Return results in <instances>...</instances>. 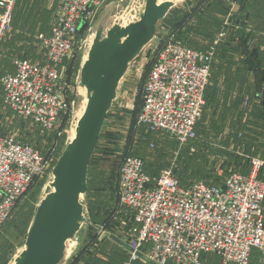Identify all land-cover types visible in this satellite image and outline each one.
<instances>
[{"label": "built area", "instance_id": "2783aa9c", "mask_svg": "<svg viewBox=\"0 0 264 264\" xmlns=\"http://www.w3.org/2000/svg\"><path fill=\"white\" fill-rule=\"evenodd\" d=\"M16 1L0 0V44L11 30ZM110 1L58 0L49 33L36 36L43 62L15 58L13 71L0 78L3 102L15 116L46 130L59 128L65 117L76 124L82 112L69 99L68 63L80 57L79 31L91 27ZM212 61V49H191L176 31L168 33L143 86L138 124L169 134L179 145L195 140ZM48 164L32 146L0 137V230ZM263 166L251 158L247 175H222L221 186H183L170 170L152 179L139 158H123L118 203L131 260L139 253L154 264H199L201 255L210 254L221 264H252L253 250L264 255V180L258 178Z\"/></svg>", "mask_w": 264, "mask_h": 264}, {"label": "rangeland", "instance_id": "374dc122", "mask_svg": "<svg viewBox=\"0 0 264 264\" xmlns=\"http://www.w3.org/2000/svg\"><path fill=\"white\" fill-rule=\"evenodd\" d=\"M55 1H16L11 30L0 44V77L10 70L15 58L43 62V51L36 36L47 32ZM251 1L253 4H248L249 9L245 11L235 0H225L224 3L210 0L206 7L211 6L213 10L204 7L201 13L207 18L213 15L210 26L201 35L191 33L193 47H200L199 50L204 48L203 51L213 50L214 68L210 71L206 104L197 126V139L186 145L164 146L158 140L173 137L165 132H155L157 135L163 133L161 136L152 135L153 132L146 127L140 128L135 117L143 78L156 49L170 33L174 19L179 17H174L175 8L157 23L153 40L122 79L102 128L89 166L87 191L81 196L87 223L69 243V246L79 244L78 251L83 243L84 246L66 264H146L141 260H131L129 252L110 241L108 236L122 240L127 238V228L122 226V217L119 218L121 211L124 215L125 211L118 208L114 201L116 166L125 153L140 156L151 173L158 175L170 170L189 184L199 180L214 183L224 173L233 169L241 171L251 158H258L264 163V112L261 100L264 91V0ZM195 2L186 13L195 9L198 1ZM97 18L85 33L78 35L80 65L91 44ZM75 87L73 83L71 98L75 112L80 113L85 105V91ZM74 127V122L67 121L64 128L46 130L18 118L5 106L0 84V136H12L26 142L49 160L46 171L30 195L20 202L0 230V264H11L21 252L34 211L51 181L52 167L63 145L74 136ZM53 135L60 139L57 144ZM201 153L207 159L201 158ZM252 254L255 261L264 264V255L257 254V250H253ZM199 264L221 262L213 256H205Z\"/></svg>", "mask_w": 264, "mask_h": 264}, {"label": "water", "instance_id": "95a60500", "mask_svg": "<svg viewBox=\"0 0 264 264\" xmlns=\"http://www.w3.org/2000/svg\"><path fill=\"white\" fill-rule=\"evenodd\" d=\"M176 1L115 0L102 10L76 76V87L85 91L83 111L74 136L52 167L51 181L34 211L22 250L11 264H66L77 253L79 244L69 243L87 223L81 196L87 191L90 161L117 89ZM261 100L264 110V91ZM110 239L132 252L123 241ZM136 256L154 264L142 254Z\"/></svg>", "mask_w": 264, "mask_h": 264}, {"label": "trees", "instance_id": "16d2710c", "mask_svg": "<svg viewBox=\"0 0 264 264\" xmlns=\"http://www.w3.org/2000/svg\"><path fill=\"white\" fill-rule=\"evenodd\" d=\"M114 1V0H113ZM210 0H208V1H206V0H199L198 1V5H197V7H200V6H202V5H204L205 7H206V4L209 2ZM222 3H224V1L225 0H220ZM236 1V0H235ZM243 0H238L237 1V4L240 6V8H243L244 6H242L243 4V2H242ZM206 9H211V10H213V8L211 7V6H207L206 7ZM244 9V8H243ZM247 9H248V7H247ZM193 10V9H192ZM190 11V13H186L184 16H182L180 19H174V22H173V24L171 25V27L169 28L170 29V32H172V31H176L177 32V38L178 39H180V40H182L183 41V43L187 46V47H189V48H191V49H194V50H197V48H194V47H192V45H193V43H192V41L190 40V41H188V40H186V38L188 37V35L189 34H191V33H194L195 35H201V34H203V33H205L207 30H206V28L207 27H209L210 26V24H211V22H212V18H213V15L211 14V16H210V18H207L206 16H204V15H202V14H199V15H197V17L195 16V17H193V16H191V15H193V11ZM203 11V10H202ZM202 11H201V13H202ZM246 11V10H245ZM248 11V10H247ZM191 17H193V19H191ZM247 18V17H246ZM192 21V25H190L189 27H186V29H185V25H186V23L188 22V21ZM83 33H85V27H83L80 31H79V34L81 35V34H83ZM161 45V44H160ZM199 51V50H198ZM21 59H26V58H21ZM153 61V60H152ZM151 65H152V63H151ZM151 65L148 67V71H147V73H146V75L144 76V78H143V81H142V85H141V88H140V101H139V107L137 108V110H136V119H137V117H138V114H139V112H140V110H141V108H142V91H143V86H144V83H145V81H146V78H147V76H148V73H149V71H150V69H151ZM252 66V65H251ZM79 67H80V57H75V58H73L69 63H68V67H67V71H66V80L68 81V82H71L72 84L74 83V85H76V76H77V72H78V69H79ZM213 68H214V66L213 65H211V72H212V70H213ZM13 71V67L12 66H10V70L8 71V72H5L3 75H5L6 73H10V72H12ZM2 75V76H3ZM1 76V77H2ZM0 77V78H1ZM208 87V86H207ZM206 93H207V88H206V91H205V99H206ZM69 99H72L71 97L69 98ZM205 104H206V101H205ZM204 108H205V106H204ZM204 108H203V110H204ZM262 110H263V108H262ZM263 112H264V110H263ZM202 114H203V112H202ZM202 117V116H201ZM201 119V118H200ZM200 121V120H199ZM199 121L197 122V124H196V126H195V132H196V139H197V126H198V123H199ZM67 124V118L65 117V118H63V121H62V124H61V126L59 127V128H64L65 127V125ZM141 127V129H145V127L144 126H142V125H140ZM143 127V128H142ZM152 134V133H151ZM160 134H163V133H159V135H157L156 133H154L153 132V134L152 135H157V136H161ZM168 136V135H167ZM53 137L55 138L56 137V141H55V144H57L58 142H59V137L58 136H56V135H53ZM195 139V140H196ZM195 140H193V141H195ZM158 142H163V144H164V146L165 145H169V144H173L174 146H177V144H179L177 141H175V140H173V138H171L170 139V137L168 136V137H165V138H163V140L161 139V140H158ZM23 144H28V143H26V142H22ZM188 143H192V141H190V142H188ZM187 143V144H188ZM28 145H30V144H28ZM65 145V144H64ZM64 145H63V147H64ZM62 147V148H63ZM34 148V147H33ZM37 150V149H36ZM40 153V152H39ZM41 154V153H40ZM127 156H131V157H136V158H139L142 162L144 161L140 156H138V155H134V154H131V153H129V152H127V153H125V155H123V157L121 158V160L117 163V166H116V174H115V205H117V206H119V203H118V168H119V165H120V163H121V161H122V159L123 158H125V157H127ZM200 157L201 158H205V159H207V157H206V155L204 154V153H201L200 154ZM92 160V159H91ZM91 162V161H90ZM90 166V165H89ZM242 168V167H241ZM249 170H250V159L247 161V163H246V165L245 166H243V168H242V170L240 171V170H231V171H229V172H227V173H224L223 174V177H225L228 173H232V172H235V173H240V174H242V175H247L248 173H249ZM143 171H144V173L146 174V175H148L150 178L151 177H153V176H158L157 174H155V173H151V172H149L148 171V169H147V167H146V165L144 164V162H143ZM262 171H264V167L261 169V173H260V175H259V179L260 180H264V173H262ZM173 173V172H172ZM173 175L175 176V174L173 173ZM263 176V177H262ZM179 181H180V183H181V185H183V186H188L189 185V183H185V182H183L182 180H180L177 176H175ZM223 177L222 178H217V180L214 182V183H208V182H205V183H207V184H213V185H220L221 186V184H222V179H223ZM152 179H154V178H152ZM37 181H38V179L35 181V183L31 186V187H29L28 188V190L26 191V193L24 194V196L21 198V200L16 204V206H15V208H14V210H13V213H12V215L15 213V211L17 210V208H18V206H19V204H20V202L23 200V199H25V198H27L29 195H30V193H31V191H32V189H33V187H34V185L37 183ZM200 181V180H199ZM199 181H196V182H199ZM204 182V181H203ZM194 183V182H193ZM192 184V183H191ZM263 207H264V202H263ZM118 208H120V206L118 207ZM11 215V216H12ZM122 217V218H121ZM123 217H125L124 216V213L121 211V213L119 214V218H121V219H123ZM11 218V217H10ZM8 222V221H7ZM6 222V223H7ZM5 223V224H6ZM4 224V225H5ZM3 225V226H4ZM109 236V240L110 241H112L111 239H110V236H113V235H108ZM114 237H116V236H114ZM118 240H120V241H123L122 239H119L118 237H116ZM114 244H116V245H118L117 243H115L114 241H112ZM124 242V241H123ZM125 243V242H124ZM126 244V243H125ZM84 246V243L82 244V246L80 247V250L78 251V253H76L69 261H72L79 253H80V251H81V249H82V247ZM118 246H120V245H118ZM121 247V246H120ZM121 248H123V247H121ZM124 249V248H123ZM125 250V249H124ZM126 252H128L127 250H125ZM257 254H260L258 251H257ZM205 256H209V257H211V256H213V257H215V258H217L220 262H221V260H220V258H218L217 256H215V255H210V254H203V255H201V260H202V258L203 257H205ZM262 256V255H261ZM252 261V260H251ZM134 262H136V261H134ZM260 261H257V264H260L259 263ZM252 263H254V261H252ZM254 264H256V263H254Z\"/></svg>", "mask_w": 264, "mask_h": 264}, {"label": "crops", "instance_id": "0c3cea01", "mask_svg": "<svg viewBox=\"0 0 264 264\" xmlns=\"http://www.w3.org/2000/svg\"><path fill=\"white\" fill-rule=\"evenodd\" d=\"M179 1H181L180 3H179ZM195 1H199V0H178V1H176L175 2V5H174V7L173 8H175V16L174 17H178L177 19H180L182 16H184L185 14H186V12L189 10V9H191L194 5H195ZM237 1L238 0H236V3H237ZM57 2H58V0H56L55 1V5H54V7H53V9H52V12H51V15L52 16H50V18H51V21H52V19H53V16H54V12H55V9H56V6H57ZM243 3V5L242 6H244L243 8H244V10H248L249 9V5H252L253 4V2L251 1V0H243L242 1ZM247 3V4H246ZM249 4V5H248ZM191 5H192V7H191ZM204 5H202V6H200V7H195V9H194V11L192 12L193 13V15H191V16H193V17H197V15H199V14H201V11L204 9ZM240 7V6H239ZM247 7H248V9H247ZM172 8V9H173ZM171 9V10H172ZM188 14V13H187ZM213 14H214V11H213ZM193 17H191V19H193ZM50 24H51V22H50ZM50 24H49V26H48V30H47V32H45V33H43V34H48L49 33V30H50ZM190 25H192V21L190 20V21H188L187 23H186V25H185V29H186V27H189ZM190 36H192L191 34H189L188 35V37L186 38V40H188V41H192V43H193V38L192 37H190ZM192 47H193V45H192ZM194 48H197V51L200 49V47L198 48L197 46H194ZM203 49L204 48H202L201 50H199V51H201V52H204L203 51ZM205 50V49H204ZM19 59H21V58H19ZM26 59H28V58H26ZM29 60V59H28ZM250 64H251V62H249ZM252 65V64H251ZM13 67V66H12ZM253 67V66H252ZM0 137H5V136H0ZM264 167V166H263ZM261 173V172H260ZM262 173H263V171H262ZM263 177V176H262ZM251 260L252 261H254V263H256L257 264V261H255L254 260V257H253V254L251 255ZM252 261H251V263H252ZM254 263H252V264H254Z\"/></svg>", "mask_w": 264, "mask_h": 264}]
</instances>
